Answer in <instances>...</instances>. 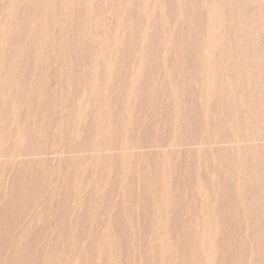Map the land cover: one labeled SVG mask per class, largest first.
Returning <instances> with one entry per match:
<instances>
[{
  "label": "rangeland",
  "instance_id": "obj_1",
  "mask_svg": "<svg viewBox=\"0 0 264 264\" xmlns=\"http://www.w3.org/2000/svg\"><path fill=\"white\" fill-rule=\"evenodd\" d=\"M0 90V264H264V0H0Z\"/></svg>",
  "mask_w": 264,
  "mask_h": 264
},
{
  "label": "bare ground",
  "instance_id": "obj_2",
  "mask_svg": "<svg viewBox=\"0 0 264 264\" xmlns=\"http://www.w3.org/2000/svg\"><path fill=\"white\" fill-rule=\"evenodd\" d=\"M65 7H67V5L65 6ZM12 40V39H11ZM16 47V46H15ZM245 48V47H244ZM247 48V47H246ZM14 49H16V48H14ZM17 50V49H16ZM16 50H14V51H16ZM244 50V49H243ZM245 51V50H244ZM247 52V51H246ZM260 65V64H259ZM249 67L251 66V65H248ZM258 69V68H257ZM260 70V69H259ZM1 91V90H0ZM6 94V93H5ZM251 95V94H250ZM259 95V94H258ZM1 96V95H0ZM252 96V95H251ZM2 97V96H1ZM4 97V96H3ZM2 97V98H3ZM35 97V96H34ZM34 99V98H33ZM260 99V98H259ZM3 100H4V98H3ZM35 100V99H34ZM249 100V99H248ZM253 100H255V99H252V101ZM257 100H258V98H257ZM250 101V100H249ZM256 101V100H255ZM260 101V100H259ZM33 102V101H32ZM251 102V101H250ZM257 102V101H256ZM261 104V103H260ZM77 107V106H76ZM4 109V108H3ZM35 121V120H34ZM71 133V132H70ZM53 149H55V148H53ZM41 151V150H40ZM57 152H59V151H57ZM53 153H55V152H53ZM40 154V153H39ZM57 154V153H56ZM30 163V162H29ZM22 184V183H21ZM26 185V184H25ZM27 190V189H26Z\"/></svg>",
  "mask_w": 264,
  "mask_h": 264
}]
</instances>
